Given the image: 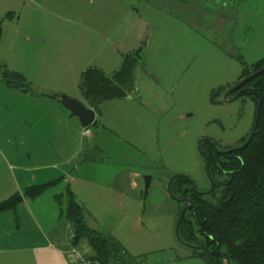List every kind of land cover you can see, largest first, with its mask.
<instances>
[{
    "label": "rangeland",
    "instance_id": "obj_1",
    "mask_svg": "<svg viewBox=\"0 0 264 264\" xmlns=\"http://www.w3.org/2000/svg\"><path fill=\"white\" fill-rule=\"evenodd\" d=\"M36 1L22 16L21 1L12 20L6 19L7 10L0 14L5 47L0 66L23 74L34 93L80 96L79 69L89 66L93 49L102 45L82 24L109 36L111 27L118 31L127 27L124 22L129 27L135 22L140 28L139 21H147L139 41L144 62L135 70V91L103 103L104 120L87 128L91 136L83 138H93L97 163L84 160L80 133L73 137L65 129L66 121L80 125L68 110L61 119L47 100L0 80V202L45 178L61 179L55 187L64 191L70 176L89 227L119 240L135 264H207L177 238L182 205L167 187L173 176L182 175L198 191L210 190L200 141L236 146L251 129L252 100L225 101L224 95L238 81L242 60L249 66L264 58V0ZM78 139L79 156L73 157ZM96 147L102 150L95 152ZM145 176L152 178L146 199ZM22 211L20 205L8 214L13 229L20 226ZM66 224L57 226L58 237Z\"/></svg>",
    "mask_w": 264,
    "mask_h": 264
},
{
    "label": "trees",
    "instance_id": "obj_2",
    "mask_svg": "<svg viewBox=\"0 0 264 264\" xmlns=\"http://www.w3.org/2000/svg\"><path fill=\"white\" fill-rule=\"evenodd\" d=\"M14 17L13 13L6 15L7 20ZM2 37L3 21H0V45ZM143 62L144 50L139 48L124 55L120 68L111 74H106L97 67H88L82 72L79 91L89 108L98 114V118L103 103L124 99L135 91V70ZM241 64L243 67L239 79L262 69L264 58L249 66L243 60ZM0 80L8 88L33 96H51L56 100L60 97L55 93H34L23 74L2 66ZM245 86L252 91H246L240 97L252 100L253 121L259 95L262 98L257 127L249 144L241 150L230 152V155L213 154L210 148H205L210 158V172L216 184L215 189L207 196L196 194L189 181L182 177L176 178L171 186L172 196L189 197L194 204V208L184 215L180 225L182 241L191 245L205 244L217 264H223V259L228 264H264V72L248 81ZM225 90L218 89L220 93ZM213 100L216 104L219 103L215 96ZM98 118L92 126H98ZM247 135L240 141H244ZM96 148L95 152L101 151L99 147ZM93 154L94 150L90 149L84 160L95 161ZM60 182L61 179H58L34 185L1 201L0 215L16 211L25 199H36ZM55 201L59 206V221L72 225L76 235L74 243L80 245L86 242L91 250V259L101 264H135L134 257L119 240L89 227L86 213L69 187L64 193L56 195ZM197 256L211 264L205 254Z\"/></svg>",
    "mask_w": 264,
    "mask_h": 264
},
{
    "label": "crops",
    "instance_id": "obj_3",
    "mask_svg": "<svg viewBox=\"0 0 264 264\" xmlns=\"http://www.w3.org/2000/svg\"><path fill=\"white\" fill-rule=\"evenodd\" d=\"M23 1L24 5L23 8L20 9L21 16L27 11V9H30V4H34V1L36 0H12L10 3V0H4L2 3H6L7 8H1L0 5V14L3 13V11H8L7 13H13V11L16 9V7H19L20 2ZM9 2V3H8ZM35 5H38V2L36 1ZM141 26L138 28L136 26L137 24L134 22V25L129 27L130 23L124 22L127 27H117L119 28L118 31H116V27H111L107 32L110 34L109 36H106L102 31L99 29H90L85 26V24H82V27H84L88 32L91 33V35L98 38V40L101 42V46L93 49L92 57L90 58V61L87 62L88 67H92V65H96L95 67L103 70L106 74H111L118 70L121 66L123 56L133 52L139 48H143L141 46L142 44L139 42L143 26L146 25L147 27V21L143 23L142 21H139ZM19 26V23H18ZM126 28V29H125ZM133 28H134V34H133ZM19 27L14 28V39L19 35ZM16 35V36H15ZM3 37H4V28H3ZM2 37L0 50H4L3 43L4 39ZM31 37H27V41L31 40ZM28 41V42H29ZM12 42V44H13ZM80 42V41H79ZM139 43L141 44L139 46ZM3 61H7V58L3 54ZM120 59V60H119ZM100 62H95V61ZM118 60L120 62H118ZM94 61V62H92ZM87 67V68H88ZM86 68H82V70L79 69V80L82 72ZM48 93V92H43ZM60 95V93H55ZM68 94V93H67ZM71 97H75L79 100H81L83 103L87 105L85 100L83 99L81 93L80 96H76L74 94H70ZM36 100H47L46 104L49 107L51 111H55L57 117L66 120V117H68V111L67 109H61L58 107L59 104L58 101L54 100L51 96H36ZM43 98V99H41ZM127 98V97H126ZM88 106V105H87ZM89 107V106H88ZM96 119L98 118V114L96 113ZM103 112H101L100 117L103 119ZM99 117V118H100ZM104 120V119H103ZM67 124L65 126V129L70 132L69 135L73 136L77 135L79 137H82L80 139V149H86L84 156L86 153L90 150V148L94 144L93 138L84 139L85 136H91L90 131L87 128L81 129L79 123H74V121H66ZM83 128V127H82ZM89 128V127H88ZM44 131H40V135ZM34 133V132H33ZM102 150V149H101ZM72 156H79V139L76 141V150L73 152ZM98 161L92 162L97 163ZM124 178L126 177L125 173ZM103 182L108 183L109 177L108 176H102ZM102 177H97L101 178ZM137 177L136 175L134 176ZM130 178V175H129ZM51 178H45V182H42V184L51 182ZM2 177L0 175V195L4 191L3 183L1 182ZM125 180V179H123ZM71 181V183H70ZM97 181V179H96ZM96 181L94 180L95 184ZM65 183V190L63 191L62 187H52L49 190H47L43 195L36 199H25L21 205H23L24 211H22L23 215L21 214V221L20 226L16 229H13L12 221L10 217H8L10 212H5L0 215V264H70L68 258L64 255L62 249H64V243L62 240V236H57L56 229L57 226L60 225L61 221H59V206L57 202L55 201V196L60 195L66 191V189L69 187L77 201L82 205L84 211L86 210L85 204L82 201V199L79 196V188L74 186V178L67 177L63 181ZM62 184V183H60ZM132 185L134 187H137L135 181H133ZM62 186V185H61ZM54 188H56L54 190ZM107 189H111L108 187ZM44 198V199H43ZM8 199V198H7ZM6 200V199H5ZM38 200V201H37ZM86 213V212H85ZM56 233V234H55ZM22 234V235H21ZM86 243V242H83ZM82 243V244H83Z\"/></svg>",
    "mask_w": 264,
    "mask_h": 264
},
{
    "label": "water",
    "instance_id": "obj_4",
    "mask_svg": "<svg viewBox=\"0 0 264 264\" xmlns=\"http://www.w3.org/2000/svg\"><path fill=\"white\" fill-rule=\"evenodd\" d=\"M264 72V67L262 69H260L259 71H256V72H253L251 73L250 75L244 77L242 80H240L238 83H236L235 85H233L224 95V98H225V101H229V96L231 93L238 91V93L235 95V98H238L241 94H243L244 92L246 91H252L251 89H246V88H242V86H244L248 81H250L251 79L255 78L256 76L262 74ZM261 96L259 95V101L257 103V106H256V110H255V116H254V121H253V125H252V128H251V131L249 133V136L246 140V142L239 148H234L232 150H229V151H226V152H221L222 154H227V153H230L232 151H238V150H241L242 148H244L245 146H247L249 144V142L251 141L253 135H254V132L256 130V127H257V123H258V116H259V110H260V104H261ZM59 102L61 103V105H63L69 112H70V115L71 117H76L79 122H80V125L83 127V128H88L90 126H92L95 121H96V112L89 108L85 103H83L81 100L79 99H74V98H71L67 95H61L59 97ZM203 141V140H202ZM202 141H200L199 143V148H200V151L202 153V155L204 156L205 158V163H206V173H207V176L208 178L210 179V181L212 182V190L215 188V185L213 184V180H212V177H211V172H210V161H209V158L206 154V152L203 150L202 148ZM209 143L213 144L211 140H207ZM214 145V144H213ZM178 177H182V178H185L187 179L193 186V188L196 190V187L194 185V183L187 177L185 176H182V175H175L171 178L169 184H168V187H167V191L169 193V195L175 199L176 201L182 203L186 200H183V199H179L177 197H174L172 196L171 194V186H172V183L173 181L178 178ZM144 183H145V190H144V198L146 199L147 198V195L149 193V189H150V186H151V183H152V178L150 176H145L144 177ZM198 194H203L201 192H199ZM187 211V208L183 209L180 214H179V217L177 219V222H176V236L177 238L182 242L184 243L182 240H181V237H180V225H181V222H182V219L185 215V212ZM186 245V243H184ZM208 255H209V259L211 261L212 264H216L214 262V260L212 259L211 255H210V252L208 251ZM228 264V263H227Z\"/></svg>",
    "mask_w": 264,
    "mask_h": 264
},
{
    "label": "flooded vegetation",
    "instance_id": "obj_5",
    "mask_svg": "<svg viewBox=\"0 0 264 264\" xmlns=\"http://www.w3.org/2000/svg\"><path fill=\"white\" fill-rule=\"evenodd\" d=\"M243 79V78H242ZM242 79H239L236 83H238L240 80H242ZM236 83H234L233 85H235ZM243 88H246V89H250V88H248V87H246L245 85L244 86H242V88L241 89H243ZM238 91L239 90H237V91H235V92H233V93H231L230 94V96H229V98L228 99H230V97H234L237 93H238ZM242 95V94H241ZM240 95V96H241ZM240 96L238 97V98H240ZM251 131V130H250ZM250 131H249V133H250ZM249 133H248V135H247V137H246V139L244 140V141H239V144H237L236 146H231V147H226V148H220L219 147V145L218 144H216L213 140H211L212 141V143L214 144H211V143H209L207 140H210V139H206V140H203L202 141V148H203V150L205 151V148L207 147V148H210L209 150H210V152H213V154H215V153H218L219 155H230V153H227V154H222L221 152H226V151H229V150H232V149H234V148H239V147H241L245 142H246V140H247V138H248V136H249ZM243 139V138H242ZM206 152V151H205ZM207 154V153H206ZM207 156H208V154H207ZM204 157V156H203ZM231 157H232V155H231ZM208 158H209V156H208ZM204 160H205V158H204ZM209 161H210V158H209ZM205 166H206V163H205ZM211 177H212V175H211ZM212 180H213V184L215 185V187H216V184H215V182H214V179L212 178ZM209 181H210V179H209ZM190 183V182H189ZM210 183H211V187H210V190H208V191H206V192H201V193H203V194H198L200 191H198L197 190V188H196V190L193 188V186H191L192 187V189L194 190V192L196 193V194H198V195H203V196H207L209 193H211L213 190H212V182L210 181ZM191 184V183H190ZM192 185V184H191ZM179 199H183V200H186V201H184V202H182L181 203V209H180V212L183 210V209H185V208H187V211L185 212V214L187 213V212H189V211H191L193 208H194V204L192 203V201H191V199L189 198V197H185V198H179ZM180 203V202H179ZM180 212H179V214H180ZM182 240V239H181ZM185 243V242H184ZM186 246H189L190 248H192V250L194 251V252H196L197 254H195V256H197V255H203V254H205L208 258H209V255H208V248H207V246L205 245V244H194V245H191V244H188V243H186ZM211 255V254H210ZM212 257V256H211ZM213 259V258H212ZM210 260V259H209ZM214 260V259H213ZM222 260V259H221ZM223 261V264H227L228 262L225 260V259H223L222 260ZM214 262L217 264V262L214 260ZM212 264V263H211Z\"/></svg>",
    "mask_w": 264,
    "mask_h": 264
},
{
    "label": "built area",
    "instance_id": "obj_6",
    "mask_svg": "<svg viewBox=\"0 0 264 264\" xmlns=\"http://www.w3.org/2000/svg\"><path fill=\"white\" fill-rule=\"evenodd\" d=\"M64 255L68 258L70 264H101L99 261L91 259V250L86 245H76L75 232L70 223H67L62 234Z\"/></svg>",
    "mask_w": 264,
    "mask_h": 264
}]
</instances>
